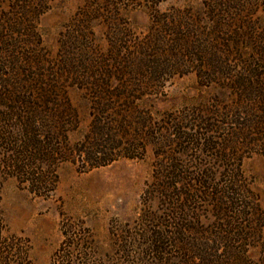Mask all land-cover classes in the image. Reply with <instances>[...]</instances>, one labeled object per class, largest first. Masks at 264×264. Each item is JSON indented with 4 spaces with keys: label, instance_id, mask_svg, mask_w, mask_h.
I'll list each match as a JSON object with an SVG mask.
<instances>
[{
    "label": "trees",
    "instance_id": "trees-1",
    "mask_svg": "<svg viewBox=\"0 0 264 264\" xmlns=\"http://www.w3.org/2000/svg\"><path fill=\"white\" fill-rule=\"evenodd\" d=\"M161 1L84 0L60 32L53 56L38 27L52 0H0V264H34L28 237L7 232L2 189L11 177L47 196L62 163L87 171L120 157L142 158L150 135L156 154L167 156L188 149L234 153L244 143L264 142V34L252 30L244 38L243 27L224 17L233 14L227 1L206 2L205 19L191 9L160 11ZM133 5L152 14L144 35L120 21ZM99 24L105 48L96 37ZM189 72L232 91L227 121L198 115L191 128L176 119L175 137L168 139L166 126L150 125L136 108ZM72 89L91 108L90 128L75 142L70 133L78 130L80 113ZM220 130L223 139L214 134ZM167 158L171 164L156 165L146 189L162 201L161 211L145 210L125 228L112 225L115 250L124 259L117 264H264V211L242 183L241 169L192 168ZM62 231L50 264H102L90 229L68 221Z\"/></svg>",
    "mask_w": 264,
    "mask_h": 264
},
{
    "label": "rangeland",
    "instance_id": "rangeland-1",
    "mask_svg": "<svg viewBox=\"0 0 264 264\" xmlns=\"http://www.w3.org/2000/svg\"><path fill=\"white\" fill-rule=\"evenodd\" d=\"M218 1H227L226 5L231 7L233 14L230 12L229 17H224L236 26L232 27H243L241 30L245 33L244 38L252 30L264 34V0ZM206 2L210 0H163L157 8L160 11L172 7L191 9L205 19L208 17ZM83 4L84 0H52L50 8L40 16L38 27L45 46L53 56L58 51L60 32ZM151 16L147 8L133 5L123 10L120 21L128 23L131 31L144 35L152 23ZM250 24L254 26L253 29ZM95 33L102 48H105V27L102 24L97 25ZM247 51L251 52L252 48ZM70 94L80 113L79 128L70 133V140L75 142L90 128L91 108L82 92L72 89ZM231 97V90L216 84H203L196 72H189L175 76L167 82L164 94L152 100L145 98L139 101L140 105L136 110L142 113L143 119H150V125L166 126V134L171 139L175 137L173 133L178 129L174 130L176 119H184V125L191 128L195 127L194 123H198L194 121V117L198 115L212 114L209 117H213L216 123L218 120L227 121L223 113L227 111ZM218 111L221 112V117L217 115ZM219 124L221 127H232L231 124ZM214 134L223 139L226 133L220 130ZM150 136L147 138L149 141L142 158L120 157L109 164L87 171H80L70 161L62 163L58 168L55 189L47 196L30 191L14 177L5 181L2 189V209L7 232L28 237L34 264H50L54 252L64 239L63 224L68 221H79L91 230L98 242L96 258L99 263L122 262L124 259L117 254L110 235L112 225L125 228L126 223H135L134 220L145 210L158 213L161 211L162 201L148 194L146 189L153 179L155 166L160 168L171 164L168 156L179 158L180 163L192 168L210 165L218 169L235 166L240 168L242 183L254 197V202L264 211V142L257 145L244 143L234 153L230 150L212 155L200 149H188L187 152L175 154L168 151L167 156L156 154L157 148ZM215 140L221 141L218 138ZM172 148L179 149L175 144ZM225 153H230L235 159L225 158Z\"/></svg>",
    "mask_w": 264,
    "mask_h": 264
}]
</instances>
